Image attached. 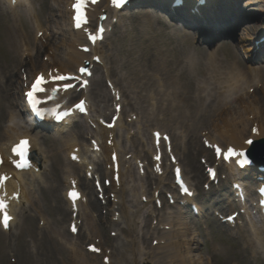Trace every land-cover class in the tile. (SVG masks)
Listing matches in <instances>:
<instances>
[{"label":"bare ground","instance_id":"obj_1","mask_svg":"<svg viewBox=\"0 0 264 264\" xmlns=\"http://www.w3.org/2000/svg\"><path fill=\"white\" fill-rule=\"evenodd\" d=\"M60 6L64 5L66 2V9L67 6L72 2L73 0H56ZM64 1V2H63ZM239 0H224L225 5H223L220 1L218 0H211V6L207 7L206 9V14L211 15L220 8L227 7L228 9H231V13L233 17H236L239 15L238 9L236 6L233 5V2ZM9 2V0H8ZM223 5V6H222ZM11 5L9 4V7ZM105 6V5H104ZM103 6V7H104ZM259 6H261V3H259ZM10 9H13L10 7ZM224 10V9H221ZM129 12V11H128ZM140 13H143L144 15H147V21L145 24L147 25L148 28L145 29L146 31V37L141 36L140 40L138 42H143L141 45V50L144 52H148L149 55L151 56L152 62L153 59L156 60L157 63L156 65V70H157V75L155 77H159L160 81L158 84H161L166 88L168 85H174L176 86V89H174V93L172 95L169 92V95L167 94V102H168V109L176 112V113H181L186 118H191L193 119L194 123H197V126L199 127V124H204V119L203 117L206 116L208 113V109L205 107V102L202 101L201 107L202 110H199V107L197 106L196 109L189 103L188 97L184 96L183 94L177 95L175 92L178 91L179 88L188 86L189 84H181L180 80L185 79L184 74H174L175 69H177L178 66H182V68H187L188 71L190 72V77H194L199 80V84L203 83L206 80L207 76H210L212 78L216 77H229L230 78V83L235 81L239 84V87L237 84H233L231 87L227 88L228 91L231 93V96L234 95V100L232 102H226L224 106H228L229 104L230 109H228V112L220 116L219 119L222 121L219 123L213 124V127L210 129V135L208 139H211L213 143H220L223 144L224 147H227L229 145H233L236 147H239L241 149L245 148L244 142L248 139L247 137L254 138L256 140H259L261 138H264V103L261 102L260 97L257 98L255 95H249L248 93H243L242 95H239V91L244 87L245 85H249L248 87H252L249 83H255L254 85L258 86L259 84L262 83L263 87L261 91L264 94V66L260 67H243L242 66V61L239 59V57L232 52H229L231 57L229 59H222L221 57L223 56L225 51L229 50V46L226 45V47H220L219 49H216L215 51L207 52L206 55H203L204 53L202 51H199L196 48H193L192 46V41L196 40L197 37L193 36L190 34V32H180L178 31L176 34L174 32L170 31V36L172 38H177L176 46H178L181 50H183V53L186 51L184 54V59L180 58V54L177 52H174L173 50H170L168 47L170 46L171 43H165V39L163 38L162 45H155L152 44L154 42V39L157 37V35H162L160 30L155 29V23L156 20L146 11H140ZM148 13V14H147ZM69 15V12L66 10L65 15ZM182 17V16H180ZM217 20V19H215ZM227 20V19H225ZM226 22V21H225ZM221 22L217 23V26L220 25ZM198 23H190V25L197 26ZM229 25V24H228ZM216 26L213 25L212 28ZM68 27V32H69V38H71V42H62L61 44H64L66 47V50L64 51V57L65 59H60L59 56L57 57L56 53L52 57L53 61L56 62L62 69L63 71L65 70H71V69H77L80 64H82V61L84 58H87L88 55L81 53L77 50V44H81V34L79 32H74L71 30V24L67 25ZM42 29L41 25L38 26V30ZM10 36L5 37L7 40L12 37L14 39L13 41V46L14 48L21 52L23 51L24 53H27L29 56L30 52H32V57L31 59L26 60V65H29V62H34L33 59L34 57H38L37 55L34 56V50L32 48H29L25 42H23V39L25 38L23 32L20 31L18 28L17 23H14L13 26H10ZM204 32L203 38L209 37L210 42H215L216 38L218 37V34L214 31ZM198 31V30H197ZM251 31V30H249ZM228 32V31H227ZM26 35V34H25ZM255 33L250 36L248 41L254 39ZM11 42V41H10ZM8 43V42H7ZM155 46V47H154ZM50 47H47L46 50H48ZM51 49V48H50ZM252 49L251 46L247 47L246 51H250ZM224 50V51H223ZM97 51H100L99 48H97ZM223 52V53H222ZM260 52L259 50H256V54ZM103 55V54H102ZM142 57V55H141ZM205 57V61H201L202 58ZM251 61L254 64H260L262 61L258 60L257 56L253 57L250 55ZM103 59L106 63V60L103 55ZM59 60V61H58ZM25 60L23 58H18L15 64V67L17 65L24 64ZM122 63L123 65H121ZM119 64L117 66H122V67H127L126 63L127 60L125 59L124 55L121 58ZM34 68L36 69V65H34ZM108 69V68H107ZM33 73V72H30ZM108 75L110 76V72L108 69ZM242 74H247L253 75L254 80H250L249 78H245L242 76ZM138 75V72H137ZM139 76H141V72L139 73ZM246 82V83H245ZM4 86L7 85L4 82ZM97 88L96 90L100 89V83H97ZM162 88V89H165ZM232 88H235L232 90ZM6 89L3 88V86H0V101L3 100L4 94L6 93ZM100 92L98 94V99L101 100L102 102L105 103L104 106L97 104L96 105V110L98 112H106V110H109L110 108V100L111 97L109 96L110 94H107V91H102L101 89L99 90ZM169 91V88H168ZM260 91V92H261ZM109 93V92H108ZM168 93V92H167ZM235 95H238L235 96ZM69 97V95H66L63 100H66ZM242 97V98H241ZM237 99H239V104H237ZM220 104V102H219ZM16 106L12 104L10 106L9 111L11 109H14ZM107 108L106 110H104ZM21 114H23L21 111H14V112H9V113H4V110L2 107H0V127L4 125V133H2V129L0 128V150L3 151L5 147H9L12 145L17 138L23 137V136H31L33 138V144L34 148L36 151V159L42 164L47 163V152L49 154V158L51 159L52 163L57 164L58 163V156L57 154L53 151L52 148L44 149L42 148L38 136H34L32 134V131H29L28 128L26 129L24 126V119H21ZM201 114L202 115V121L198 120L196 117V114ZM24 115V114H23ZM173 115V114H172ZM171 117L174 119L176 116ZM252 118V119H251ZM7 119V120H6ZM6 120L4 123L3 121ZM176 123V122H175ZM182 123L183 120H182ZM125 124L120 121L118 127L123 128ZM152 126L154 124H151ZM156 127H161L163 130L169 129V126L163 124V123H157ZM208 125L207 127H211L212 124H206ZM68 128L65 127H59L57 131L59 134L67 131ZM115 130L112 132V134H116ZM102 133H106L105 130L101 131ZM248 134V135H247ZM127 140H129V133L127 135ZM176 140L174 139V146L176 147ZM139 141V139H138ZM131 142V141H130ZM56 143L57 142H52ZM78 143V140L75 137H69L65 141H61V144L63 146L71 147ZM183 144V143H182ZM55 144H52L54 146ZM48 150V151H47ZM177 154L178 151L175 148ZM103 151L105 153H103ZM102 153L105 155V160L107 162H111V156L113 152H118L120 153V174H121V179H120V186L121 189L117 190V184L113 181L114 183V190L113 193L116 194V197L119 198L120 204H119V210L121 212L122 219L126 221V224H128V230L130 232V238H131V248L126 250V253L129 251L134 257L133 261H135V264H159L164 262L163 264H206V260H204L203 253H200L199 250V244H194V231L192 230L191 226V220L186 215V211L180 210V213H178L176 216L172 218H168L166 221L163 222V219L160 220L161 225H170L171 230L170 231H159L156 230L155 234H161L157 238L159 240L158 245L156 248H151L148 252L144 253L143 250H141V247L143 246L142 244L138 246V253H136V247H137V237H136V232L138 231V224H139V214L140 210L137 211V213L131 212L129 208V201L126 200V193L128 190H131L132 193L134 192V189L131 187V182L135 180H142L141 176H136L133 175L132 169L125 168V164H128L130 162H126L125 160V150L122 149L121 143L119 141L118 135L114 137L113 141V146H108L106 145L105 148H103ZM146 153L147 155H152V151L150 146L146 149V146H142V149L140 150L139 154L133 153V159L135 161H138L140 157ZM207 157L210 155L208 152H205ZM179 155V154H178ZM181 155V154H180ZM70 165V168L73 170L75 169H82V166L78 164H72L68 163ZM112 168V172H110V177L113 179L114 175V170H113V164L111 162L110 164ZM190 167V165H189ZM191 168V167H190ZM229 173L233 174L234 169L233 168H228ZM191 170V174L195 173L196 177H202L203 174L199 171V167H193ZM70 172L66 171L65 174H69ZM167 173V169L165 170V174ZM164 174V175H165ZM23 177L24 180V189H23V200L25 203H32V199L27 195V184L29 182L30 185H34V180L35 178H40L41 174H35L33 172L30 173H22L20 174ZM155 175V174H154ZM154 179H157L159 181L163 180V177H156L153 176ZM82 183L85 184V186L88 188V181L87 180H82ZM11 189H15L18 187L17 183L11 182L9 184ZM159 187L154 190L153 196H156L157 191H159ZM61 190V189H60ZM117 190V192L115 191ZM141 190H143V193L140 197L146 196V193L150 194L151 190H145L144 187H141ZM134 194V193H133ZM135 197V195H133ZM64 204L70 209L69 203L64 200ZM136 204L139 205V208L145 209L147 208L148 204H144L143 202L139 203L136 202ZM98 206L97 202L92 203V208H96ZM18 206L14 207V210H16ZM87 226H88V234L91 235H97L99 233V224L95 221L93 217H85ZM137 219V220H136ZM17 223V222H16ZM111 226L113 229L117 232L121 230V224L119 221H116L115 223H112ZM174 229V230H173ZM2 232V231H1ZM3 233V232H2ZM122 234V233H121ZM97 237V236H96ZM256 241L260 245L261 250L264 251V229H257L256 235H255ZM54 235H49L47 238L42 242V258L40 260V264H45L48 260L50 259H56L54 251ZM56 248V247H55ZM57 249V248H56ZM71 252L70 253V264H90L88 262V256L87 254L83 253L82 251L77 252L76 249L73 250L72 246H70ZM58 250V249H57ZM117 251H120V248L117 249ZM122 253V252H121ZM162 254V255H161ZM121 256L120 259L116 260H110L109 264H127L128 259H126L123 255L119 254ZM137 255H140L137 256ZM160 255V256H158ZM139 257V258H137ZM168 261V262H167ZM29 261L27 260V256L25 253L21 250L19 253V264H28Z\"/></svg>","mask_w":264,"mask_h":264},{"label":"rangeland","instance_id":"obj_2","mask_svg":"<svg viewBox=\"0 0 264 264\" xmlns=\"http://www.w3.org/2000/svg\"><path fill=\"white\" fill-rule=\"evenodd\" d=\"M258 0H252V2H255ZM36 6L38 9V16L40 21L43 22L45 26L52 25V21H49V18L52 17V15H57L60 13V9H58L57 5L54 3V0H36ZM0 73L6 74L8 71L11 72L14 70V67L12 66V59L16 57V51L8 46V43L5 44L7 39L5 37L9 35V26L13 25V20L11 16L6 13V11L0 6ZM248 8L245 7V10ZM25 10V9H24ZM22 11V21L20 22L19 26L22 32H28L32 33V23L30 20V17L28 14H26L25 11ZM148 12L155 20V29L160 30L162 35H157V37L154 39V42L152 44H160L162 45L163 38L165 39V43H171L168 47L170 50H173L174 52H177L180 54V58L184 59L183 50H181L179 47L175 49V44L177 42L176 38H172L170 35V31L172 29H168L166 26H164V23L172 26L173 24L168 23L169 20L165 19L163 16H160L161 25L159 23V18L157 15ZM147 13V14H148ZM130 14V15H129ZM127 17H125L124 26L118 28L112 37L109 39V44L113 48L112 51H108V48H104V50L111 55L110 62L112 66L115 67V63L113 62V57L117 56V58L121 59V56L124 54L125 58H127V63L125 68H119L117 70V73L119 74L121 71L124 73V78L119 79L120 85L126 90V92L130 95H137L138 100H140L141 105H138L140 112L146 113L148 112L147 108L151 105L149 94L150 92L156 88V80L153 76L150 75L149 71H152L151 69H154L157 65L156 60L151 59V56L148 52H144L141 50V45L143 42H138L140 40L141 36L146 37V31L145 29L148 28L145 22L147 21V15H144L143 13H140L138 9H135L134 11H131ZM130 18V19H129ZM60 21V20H59ZM166 21V22H165ZM261 24V23H259ZM258 24V25H259ZM150 29V28H148ZM184 33V32H183ZM239 33H242V30L239 31ZM218 46H208V45H202L196 42L192 41L193 48H196L198 50H203L204 54L206 55V52L208 51H214L218 47H226L229 46V50L225 51L222 59H227L231 57L229 52H232L233 54L239 55V52L237 51V48L235 44H233L230 41L223 40L219 41ZM224 51V50H223ZM223 53V52H222ZM121 54V56L119 55ZM142 55V57H141ZM202 62L205 61V57H201ZM243 60V59H242ZM244 61V60H243ZM245 66H249L246 61H244ZM138 72V75H137ZM141 72V76H139V73ZM184 74L185 79L180 80L181 84H189L188 86H185L178 89V94H183L184 96L188 97L189 103L192 105V97L195 93V86L198 82L199 78L196 80L194 77H190V72L187 70H182V66H178L177 69H175L174 74ZM145 76V77H144ZM19 85V81H18ZM102 87L104 88V84L102 83ZM170 88H175L176 86L171 85ZM174 90V89H173ZM172 90V92H173ZM18 93V88L13 92V96L10 99L14 103L16 102V99L18 97V101H20V96L16 95ZM264 102V100H263ZM216 103V102H215ZM167 104V103H166ZM165 104V105H166ZM164 105V106H165ZM166 110V109H164ZM216 110V106L209 109V112L206 115V123L213 119L216 114L213 115L212 113ZM178 115V118L180 117V120L184 119L185 117L180 115L179 113H176ZM171 112H169L170 122L175 121L171 119ZM200 116H198L199 118ZM212 117V118H211ZM204 118V119H205ZM204 128H208L207 126L201 124L200 127L194 130L196 134L190 135V144L192 148H195V138L198 134V132ZM199 135V134H198ZM48 140L51 138V135H44ZM43 137V138H44ZM41 139L42 144L47 143L44 141V139ZM199 143V141H198ZM47 145V144H45ZM138 145V143H136ZM57 148L59 150L60 146L57 145ZM57 150V151H58ZM60 161L63 163L62 159L60 158ZM194 164L197 166H200L199 162V156L195 155ZM59 167V166H56ZM51 171V169L49 170ZM48 171V172H49ZM61 178V176H60ZM50 182L52 180H55V178L50 179L48 178ZM196 179H194L195 182ZM110 190L108 191V194L110 195ZM39 208L40 210L45 214L46 218L50 221L52 228L49 230L48 234H52V232L59 231L61 234H63V230L61 229L62 224H58L56 222L57 219V211H56V200L55 197L50 198L47 194L43 196V191L39 192ZM217 201L214 199V202ZM136 207V206H134ZM131 208V211L133 212L134 208ZM111 208V207H110ZM103 210V209H101ZM32 217L34 218V222L32 223V233H26L21 240H19L18 236L21 235V229L18 227L14 233L10 235H4L2 236V239L5 242V245L0 248V264H6V261H9V255L13 254L15 256V259L17 262L19 261L17 256L15 255V252H12L14 248L19 247L21 250L25 251V254L30 255L32 257H35V253H37L38 248L36 247V244L39 243L36 238L35 231L38 230V219L35 217L36 211L33 209L31 211ZM102 216L105 217V221H108L106 224H103L101 228L99 229V234L104 243H106L107 247H112V243L114 245H118L120 243H127L129 242L126 240L125 236H130L128 234L127 224L124 222L121 226L124 227V235H121L119 238L112 237L111 236V218H112V212L109 210L107 212V209H104L102 212ZM191 220V226L192 229H194V244H199V250L200 253L202 252L204 256V260L206 255H208V250L215 249V253H213V264H224L221 260L224 259V257L227 255L231 258V261L228 264H238L237 260L241 262V264H247L246 258L249 255V252L243 248V245L240 240L232 239L227 233L224 232L225 228L224 226H221L218 224L217 221L212 220V213H211V220H209L206 224L207 230L202 228L201 223H199L196 219L191 218L188 216ZM147 218V217H145ZM145 218L140 224V228L138 230V233L141 236H144V242L146 241L145 245L147 244V247L151 246L152 239L148 238V231L149 228H145ZM149 219V218H148ZM39 232V231H38ZM196 232V233H195ZM208 233V236L206 235ZM34 234V235H33ZM33 235V237H31ZM114 236V235H113ZM147 237V239H146ZM122 245V244H121ZM118 247V246H117ZM116 247V249H117ZM220 252H218V250ZM60 252L63 254L64 257L60 258L59 260H55L50 262L49 264H66L65 261L68 262L67 253L65 248L60 245ZM129 261H132V257L125 256ZM65 258V261L62 263L61 259ZM113 258L120 259L121 257L118 256L117 251L114 250ZM91 264H101L102 260L101 257H97V260L90 258L89 259ZM28 264H36V261L32 260Z\"/></svg>","mask_w":264,"mask_h":264},{"label":"snow or ice","instance_id":"obj_3","mask_svg":"<svg viewBox=\"0 0 264 264\" xmlns=\"http://www.w3.org/2000/svg\"><path fill=\"white\" fill-rule=\"evenodd\" d=\"M120 2L123 3L124 0H120ZM82 3H83V0H81V2L76 5V7L79 8ZM92 39H95V36H93ZM80 71H81V73H84L86 71V69L81 68ZM56 79L57 80H60V81H63V80L66 79V77H64V76L61 75V76L56 77ZM68 79H72V78L69 77ZM43 83H45V77L43 75H41L36 80L35 84L32 86L33 90L28 93L29 97H34L37 93L44 92L45 89L42 87V84ZM68 87H72V85H70V84L64 85V88L65 89H67ZM77 107L82 108L83 105L80 104V105H77ZM247 143L251 144L252 141H247ZM28 148H29V141L28 140H23V141L20 142V144L16 148L13 149V151L15 153H17L19 156L23 157L25 155V153L28 151ZM233 155L243 156L244 153L243 152H241V153H235L232 149H229L228 156L231 157ZM19 166L20 167H24L25 164H20ZM177 172L179 173V170H177ZM185 191H187V189H185ZM72 195L75 196L76 193H72ZM6 206L7 205H6L3 197H0V209H4V208H6ZM10 219H11V217L8 216V214L5 212V214L3 216V223H4L5 226L8 225V222H9Z\"/></svg>","mask_w":264,"mask_h":264}]
</instances>
